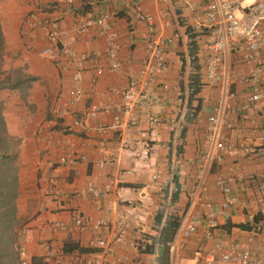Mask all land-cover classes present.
<instances>
[{
	"label": "crops",
	"instance_id": "crops-1",
	"mask_svg": "<svg viewBox=\"0 0 264 264\" xmlns=\"http://www.w3.org/2000/svg\"><path fill=\"white\" fill-rule=\"evenodd\" d=\"M33 1L53 7L46 10L48 16L61 14L60 43L76 54L97 52V63L102 67L108 63L103 53L106 42L97 35V27L90 26L79 33L75 26L81 18L118 9L110 24L117 31V58L121 68L110 73L88 67L79 72L78 79L74 78L76 69L72 62L60 69V61L46 60L37 69L32 68V59L40 61L38 54L24 48L32 46L39 52L44 44L42 37L38 35L28 43L19 36L16 21H10L9 31L2 28L8 49H19L23 56H19L21 61L14 60L16 65L27 62L29 68L22 71L36 78L25 99L15 89L0 96L6 134L18 139L16 218L19 231L26 230L16 246L18 257L22 255L26 264H30L32 256L42 257L44 264H73L70 255L77 253L100 264H156L160 251L158 231L168 213L176 214L182 225L194 213L201 216L192 235L176 240L171 256L177 264H198L203 257L216 252L214 246L218 241L243 240L252 234L248 227L252 226L254 215L264 214V205L254 184L245 177L264 172V156L243 152L240 144L257 150L264 142L257 138L250 122L257 120V111L249 109V119L237 117L238 106L251 91L245 76L255 62L242 61L236 51L228 57L229 71L235 76L229 85L234 98L223 101V119L231 121L234 127L221 128L230 149L216 151L202 176L204 189L193 193L199 174L195 159L205 144L206 116L221 102L220 87L198 76L197 98L186 107L192 72L188 28L196 33L198 73L206 53L204 35L198 33L196 22L199 0H133L130 6L150 15L152 24L134 19L131 10L119 0H76L74 6L53 0ZM154 35L162 41V55L168 69L147 81L143 91L158 95V100L151 105L136 104L131 117L119 129L108 127L111 115L104 112L94 119L84 117L82 122H76L80 113L92 105L102 107L108 102H119L118 97L107 92L110 87L127 86L134 79L138 82L141 61L147 53L145 39ZM168 39L171 41L167 42ZM74 88L79 89L80 95L71 101L70 91ZM138 89L137 85L133 88ZM26 102L31 104V110L24 106ZM196 104L198 108L193 110L191 107ZM263 106L264 97L257 103L258 108ZM147 113L159 116L162 122L153 124ZM103 127L106 130L100 129ZM60 156L74 160L59 164ZM155 171L158 175L152 178ZM217 177L231 179L230 189L236 197V203L225 210L220 207L224 195L214 185ZM88 183L96 188L97 195L80 194ZM137 201L141 202L143 211L136 214L131 229L118 233L112 223ZM210 208L214 209V227H208L203 217ZM74 211L84 216L88 228L80 230L73 225ZM157 215L160 219L156 224ZM99 220L111 225L93 229L92 225ZM242 224L248 227L237 226ZM254 236L255 244L264 242V227ZM98 238L106 242L107 251L96 245ZM150 241L152 252L137 249L139 242Z\"/></svg>",
	"mask_w": 264,
	"mask_h": 264
},
{
	"label": "built area",
	"instance_id": "built-area-1",
	"mask_svg": "<svg viewBox=\"0 0 264 264\" xmlns=\"http://www.w3.org/2000/svg\"><path fill=\"white\" fill-rule=\"evenodd\" d=\"M53 1L57 4L74 6L76 0ZM119 1L131 10L130 13L134 19L146 24L153 23V18L150 15L143 13L138 7L130 6L133 0ZM52 8L41 5L34 6L28 11L20 25V36L29 41L28 43L33 41L38 35L42 37L44 44L39 50L40 56L51 61H60V69L67 66V63L72 62L76 69L74 71L75 79L79 78L80 71L88 67L97 72L106 70L107 72L115 73L120 70L121 63L117 58V31L110 24V19L116 16L118 9L103 11L96 15L81 18L75 26L76 31L79 33L86 31L90 26L97 27V35L103 37L106 42L103 53L107 57L108 63L105 67H102L97 63L99 58L97 52L83 51L76 54L66 44L60 43L61 14L46 15V10H51ZM196 13L197 26L204 28L198 33L204 35V46L206 48L203 66L201 71H199V79L220 87L221 102L214 105L206 116L205 144L195 159L199 174L193 187L194 194L204 189L202 176L205 173L204 170L208 168L214 159L216 151L227 152L230 149V144L227 143L221 134V128L233 129L234 127L231 121L223 119L225 111L223 101L234 98V94L229 90V85L234 82L235 76L230 73L228 67V57L232 51H236L244 62H255L245 76L250 81L251 91L245 101L238 106L237 117L239 119H249L248 110L257 111V120L250 119V122L252 128L257 132V138L264 142V106L263 108L257 107V103L264 97V93H262L264 90V0H199ZM170 41L171 39L167 40V42ZM161 42L160 38L155 35L153 38L145 39V50L147 53L141 61L138 71V82L134 79L127 86L110 87L107 90L111 96L118 97L119 102H108L102 107L92 105L85 112L80 113L76 122H82L84 117L94 119L97 114L104 112L111 115V124L108 127L119 129L131 117L136 104L151 105V103L157 101L158 95H149L146 91H143V88L148 84L147 81L149 82L159 73L168 69V64L162 55ZM136 85L140 89L134 91L133 88ZM70 95L71 101L76 100L80 95L79 89H72ZM147 115L149 120L155 125L162 122L159 116H150L149 113ZM100 129L106 130L104 127ZM240 147L243 152H250L258 157L264 156V145L257 150H250L245 144H240ZM73 160L72 157L60 156L57 159V163H71ZM99 164L101 165L102 163ZM157 175L158 171H155L151 177L156 178ZM245 180L254 184L264 205V172L247 175ZM230 183L231 179L225 177H217L214 181V185L224 195L220 203L221 209L224 210L236 203V197L231 192ZM80 194L95 196L97 195V190L91 183H88L86 190L80 192ZM141 211H143V206L140 201H137L131 205L129 211L120 214L119 219L112 223L118 233L123 234L131 229L134 220L137 219L136 214ZM203 217L208 227L215 226L213 208L203 213ZM200 219L201 216L194 213L184 225H182V221L179 222L169 247L170 264H177L171 256L176 240L180 236L189 237L192 235ZM71 222L80 230L88 228L84 216L78 211L73 212ZM108 224L109 222L106 220H99L92 225V228L101 229ZM58 226L64 227L63 224H58ZM25 231V229H20L18 240L21 239ZM250 231H252V234L249 233L243 240L238 238L229 242L218 241L214 246L216 252L209 253L198 264H264V242L259 241L258 244H255L254 235L256 232L253 229ZM95 243L103 251L109 249L106 242L101 238L96 239ZM70 259L73 264H100L97 260H92L77 253L70 255ZM18 264H26L22 255L18 257Z\"/></svg>",
	"mask_w": 264,
	"mask_h": 264
},
{
	"label": "trees",
	"instance_id": "trees-1",
	"mask_svg": "<svg viewBox=\"0 0 264 264\" xmlns=\"http://www.w3.org/2000/svg\"><path fill=\"white\" fill-rule=\"evenodd\" d=\"M189 41H188V49L190 60L192 61V72L189 76V93L186 98V107H190V102L193 99L197 98V93L200 90V84L198 82V65L196 64V40L194 32H191L189 28L187 29ZM2 38V32L0 28V39ZM1 51V49H0ZM35 79L34 76L24 73L20 69H13L10 72L5 71L0 68V90L1 89H20L26 91V89L30 86L31 82ZM194 109L198 108L196 104L195 107H191ZM9 137L6 134L5 126L3 122V117L1 114L0 107V198L3 195H6L12 201L10 207V211H7V215L10 220L15 218L14 212V204L13 201L15 199L16 194V169L12 166L13 159L16 158L15 155L9 152L8 146ZM12 154V155H11ZM4 174H7L5 176ZM6 184H9L6 188ZM2 212H0L1 214ZM2 213L1 215H3ZM0 215V264H18V250L17 247L9 240L10 237H6V229L8 225L3 228L1 222ZM160 216H156V224L159 223ZM179 225V217L174 213H168L163 224L161 225L158 231V245L160 247L159 255L157 257L156 264H170V252L169 247L173 240L174 233ZM239 227L246 228L248 227L245 224L237 225ZM253 229L256 233H258L264 227V214H256L252 219V226L248 228ZM137 249L143 252L150 253L153 250V242L150 241L138 243ZM30 264H44L43 258L40 256H32L30 258Z\"/></svg>",
	"mask_w": 264,
	"mask_h": 264
},
{
	"label": "rangeland",
	"instance_id": "rangeland-1",
	"mask_svg": "<svg viewBox=\"0 0 264 264\" xmlns=\"http://www.w3.org/2000/svg\"><path fill=\"white\" fill-rule=\"evenodd\" d=\"M36 5L37 4L34 3L33 0H31V1H28V0H0V28H1V32H2V38L0 39V49H1V51H0V68H2L5 71L10 72L13 69H20V70L23 69L24 70L25 68H29V64L26 62V64L24 63L22 66L16 65L14 60L19 59L21 61V58H19V56L22 58H23V56L21 54V51H19V49L16 50V49L11 48V47L8 49V46L4 40L2 28L5 29V31L7 32V31H9L8 27H10L9 26L10 21H16L17 27H18V33L20 36V25L22 23V20L27 15L28 11ZM198 27L200 30H204V28L202 26H198ZM201 33H203V32H201ZM24 49L31 51V52H35L36 55L38 54L37 58L40 61L37 62V61L32 59V62H31L32 68L37 69L38 68L37 65L43 64L46 60L48 62H53L48 58L40 56L39 52L37 51V48H33L32 46L31 47L29 46V47L24 48ZM35 81H36V78L32 81L31 84L33 85ZM27 89H26V91H27ZM5 91L10 92L9 89H3L0 92V96ZM15 91L17 92V95H19L21 99H25V97L27 96L26 95L27 92L24 90L15 89ZM24 106L30 110L32 109L31 104H29L27 102L24 104ZM0 107H1V111H2L3 103L1 100H0ZM10 108L13 109L14 107H10ZM17 111L18 110H16V112ZM8 146H9V149H8L9 152L16 156V158L13 159V162H12V166L16 169V166L18 163V159H17L18 139L14 138V137H9ZM4 175L7 176V174H4ZM8 185L9 184H6L5 188ZM15 196H16V194H15ZM15 201L16 200L14 199L13 204H14L15 218L10 220L11 218H9V216L7 215V211H10V209H11L10 205H11L12 201L10 200V198L8 196L3 195L0 198V212H2L4 214L1 215L2 214L1 213L0 215H1V222H2L1 224H2L3 228H5V226L8 225V228L6 229L5 233H6V237H10V238L7 241L8 242L11 241V242H13V244L15 246H17L18 242H19L17 237H18L20 225L18 223V219L16 218L17 208H16V202Z\"/></svg>",
	"mask_w": 264,
	"mask_h": 264
}]
</instances>
